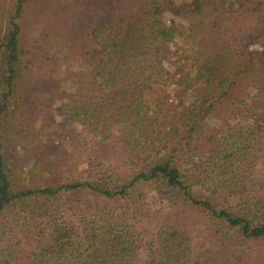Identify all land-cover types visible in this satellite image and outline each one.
<instances>
[{"label":"trees","instance_id":"16d2710c","mask_svg":"<svg viewBox=\"0 0 264 264\" xmlns=\"http://www.w3.org/2000/svg\"><path fill=\"white\" fill-rule=\"evenodd\" d=\"M261 165L264 0H0V264H264Z\"/></svg>","mask_w":264,"mask_h":264},{"label":"rangeland","instance_id":"374dc122","mask_svg":"<svg viewBox=\"0 0 264 264\" xmlns=\"http://www.w3.org/2000/svg\"><path fill=\"white\" fill-rule=\"evenodd\" d=\"M178 1H185V0H178ZM166 20H167V23H171V21H172L171 15H168ZM256 47H258V46H256ZM199 53H202L206 56H214L215 55V51L211 48H208V47L199 48ZM66 68H68V64L66 65ZM30 89H31V95L33 97H36L40 93H42L41 86L31 85ZM44 93H45V91H44ZM166 97L169 98L170 102L172 101V99L180 101L181 99L186 98L183 88L176 86V85L169 86L166 89ZM246 99L249 103H256V105H258V106L261 105V102L258 101L257 94L253 91H250L246 94ZM187 100H191V98L188 97ZM243 114H244V110H243V106H242L237 110L236 115H235V120L236 121L241 120L243 117ZM58 137H59V141H61V143H62L66 136H65L64 132H62V133H59ZM20 153L26 159L28 158L27 155H24L25 153H24L23 149H20ZM203 155H204L203 153L198 154V156H203ZM33 162H34L33 158H28L27 161L25 162V167L26 168H32ZM81 162H82V165H80V167L75 170L76 174L77 173L82 174L84 176H88L89 178L96 177L97 179H99V181H103L106 184L111 183L112 178L110 175H114V174L112 173V169L110 166L103 165V166L98 168L95 165L89 166L87 161L84 162L82 160ZM263 177H264V169H263L262 165L256 167L251 174V180L253 181V183H255L257 186H260L261 190L264 192V186L263 187L261 186V179ZM158 196L162 199L165 198V195L163 194V192H158ZM210 245H212V241L206 240L204 237L196 238L195 245L193 247L194 248L193 254L196 255L201 248H204V247H207Z\"/></svg>","mask_w":264,"mask_h":264}]
</instances>
